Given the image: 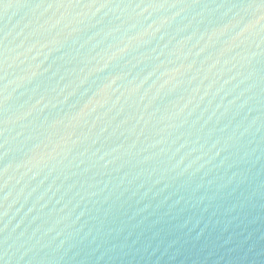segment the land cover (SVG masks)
I'll list each match as a JSON object with an SVG mask.
<instances>
[{
    "label": "water",
    "instance_id": "95a60500",
    "mask_svg": "<svg viewBox=\"0 0 264 264\" xmlns=\"http://www.w3.org/2000/svg\"><path fill=\"white\" fill-rule=\"evenodd\" d=\"M0 264H264V0H0Z\"/></svg>",
    "mask_w": 264,
    "mask_h": 264
}]
</instances>
